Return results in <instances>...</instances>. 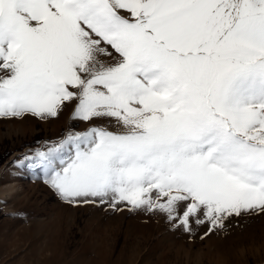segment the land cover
<instances>
[{"label": "snow or ice", "instance_id": "obj_1", "mask_svg": "<svg viewBox=\"0 0 264 264\" xmlns=\"http://www.w3.org/2000/svg\"><path fill=\"white\" fill-rule=\"evenodd\" d=\"M66 102L105 123L13 161L62 201L264 213V0H0V118Z\"/></svg>", "mask_w": 264, "mask_h": 264}, {"label": "rangeland", "instance_id": "obj_2", "mask_svg": "<svg viewBox=\"0 0 264 264\" xmlns=\"http://www.w3.org/2000/svg\"><path fill=\"white\" fill-rule=\"evenodd\" d=\"M74 108L66 102L46 119L0 118V264H264V213L189 233L161 213L66 203L38 169L13 163L105 123L73 119Z\"/></svg>", "mask_w": 264, "mask_h": 264}]
</instances>
